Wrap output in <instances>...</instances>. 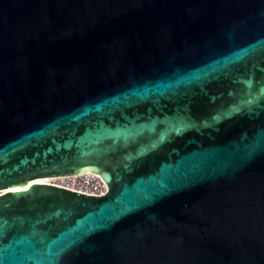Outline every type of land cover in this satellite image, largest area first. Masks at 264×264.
I'll list each match as a JSON object with an SVG mask.
<instances>
[{"label": "water", "instance_id": "water-1", "mask_svg": "<svg viewBox=\"0 0 264 264\" xmlns=\"http://www.w3.org/2000/svg\"><path fill=\"white\" fill-rule=\"evenodd\" d=\"M0 264H264V0H0Z\"/></svg>", "mask_w": 264, "mask_h": 264}, {"label": "built area", "instance_id": "built-area-1", "mask_svg": "<svg viewBox=\"0 0 264 264\" xmlns=\"http://www.w3.org/2000/svg\"><path fill=\"white\" fill-rule=\"evenodd\" d=\"M39 182L97 197L104 196L108 190L99 176L87 172L77 176L42 179Z\"/></svg>", "mask_w": 264, "mask_h": 264}, {"label": "bare ground", "instance_id": "bare-ground-1", "mask_svg": "<svg viewBox=\"0 0 264 264\" xmlns=\"http://www.w3.org/2000/svg\"><path fill=\"white\" fill-rule=\"evenodd\" d=\"M41 180H42V179H40V180H35V181L37 182V181H41Z\"/></svg>", "mask_w": 264, "mask_h": 264}]
</instances>
